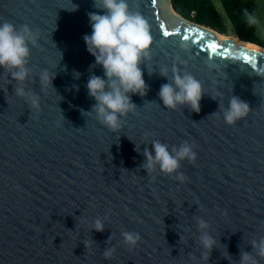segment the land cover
I'll use <instances>...</instances> for the list:
<instances>
[{
	"label": "water",
	"instance_id": "95a60500",
	"mask_svg": "<svg viewBox=\"0 0 264 264\" xmlns=\"http://www.w3.org/2000/svg\"><path fill=\"white\" fill-rule=\"evenodd\" d=\"M71 2L76 11L67 10ZM128 3L150 28L140 65L148 87L131 95L136 108L111 130L92 113L86 84L103 69L90 67L82 39L91 33L87 13L103 10L93 0H0V23L28 26L36 37L25 82L0 68V264H240L242 252L264 264L252 248L264 238V48L181 17L172 0ZM173 66L201 82L199 112L160 101ZM45 70L51 84L40 78ZM232 96L249 113L228 125ZM153 140L169 150L194 146L196 160L180 162L183 181L143 167ZM199 219L217 241L207 260ZM124 232L140 240L129 246Z\"/></svg>",
	"mask_w": 264,
	"mask_h": 264
},
{
	"label": "clouds",
	"instance_id": "9594fccd",
	"mask_svg": "<svg viewBox=\"0 0 264 264\" xmlns=\"http://www.w3.org/2000/svg\"><path fill=\"white\" fill-rule=\"evenodd\" d=\"M93 5L103 11L87 13L91 33L85 34L82 39L86 50L94 57V64L90 67L100 66L103 69V76L90 74L86 89L88 96L95 101L92 106L95 119L101 125L116 130L121 127L122 117L136 108L131 101V95L143 97L146 94L148 86L143 79L140 65L148 57L152 37L148 22L139 12L130 10L128 0H93ZM77 8V5L72 4L67 10L76 11ZM242 16L248 27L254 28L261 23V17L247 8L242 10ZM35 42L36 37L28 26L17 29L12 23H0V68L8 70L11 78L18 83L28 79L29 45ZM176 59L179 60V57ZM172 73L171 83L162 84L158 93L163 106L175 110L178 105L186 104L192 111L199 112L203 95L201 82L191 74H181L175 66ZM160 74L167 77V69H162ZM75 75L79 77L80 74L75 72ZM40 78L43 82L51 84L53 76L45 70ZM15 91L18 96L29 97V103L33 108L39 107L38 96L29 94L23 87H18ZM248 113V104L239 97L232 96L227 108L223 110V120L226 124L233 125L238 120L246 118ZM193 147L185 141L179 147L169 150V145L153 140L152 151L147 148L144 150L146 163L143 167L148 172L158 168L159 172L175 175L177 180L183 181L185 177L178 171L180 162L196 160L197 154ZM209 227L208 221L198 220V228L201 231L199 241L204 249L201 258L205 260L208 259L213 246L217 244L207 231ZM93 228L102 231L103 221L97 219ZM122 236L124 243L129 246H134L140 240L138 233L124 232ZM252 248L256 250L259 258H264V238L259 241L253 240ZM113 251L114 249H107L104 253L105 258H109ZM240 264H259V261L249 252H242Z\"/></svg>",
	"mask_w": 264,
	"mask_h": 264
},
{
	"label": "trees",
	"instance_id": "16d2710c",
	"mask_svg": "<svg viewBox=\"0 0 264 264\" xmlns=\"http://www.w3.org/2000/svg\"><path fill=\"white\" fill-rule=\"evenodd\" d=\"M226 15L233 25L235 35L241 41L264 48V36L259 38L257 26L248 27L242 16L244 8L253 11L255 0H219ZM174 11L181 17L194 23L207 26L224 34V23L214 5L213 0H172Z\"/></svg>",
	"mask_w": 264,
	"mask_h": 264
},
{
	"label": "rangeland",
	"instance_id": "374dc122",
	"mask_svg": "<svg viewBox=\"0 0 264 264\" xmlns=\"http://www.w3.org/2000/svg\"><path fill=\"white\" fill-rule=\"evenodd\" d=\"M213 2L225 26V29H224L225 32L224 34H221V35L236 37L233 25L228 19L226 12L224 8L222 7L220 1L213 0ZM253 11H255L257 15L261 17V23L257 25V35L259 38H263L264 36V0H255L253 3Z\"/></svg>",
	"mask_w": 264,
	"mask_h": 264
},
{
	"label": "bare ground",
	"instance_id": "6f19581e",
	"mask_svg": "<svg viewBox=\"0 0 264 264\" xmlns=\"http://www.w3.org/2000/svg\"><path fill=\"white\" fill-rule=\"evenodd\" d=\"M220 37H223V38L229 37L231 40H234V41L242 43V41L240 39H238L237 37H235V36H222V35H220ZM248 45H250V44H248ZM251 46H253V45H251ZM253 47H255V46H253ZM256 48H258V47H256ZM258 49L262 50L261 48H258Z\"/></svg>",
	"mask_w": 264,
	"mask_h": 264
},
{
	"label": "snow or ice",
	"instance_id": "6c2138e0",
	"mask_svg": "<svg viewBox=\"0 0 264 264\" xmlns=\"http://www.w3.org/2000/svg\"><path fill=\"white\" fill-rule=\"evenodd\" d=\"M165 35H168V33H165Z\"/></svg>",
	"mask_w": 264,
	"mask_h": 264
}]
</instances>
